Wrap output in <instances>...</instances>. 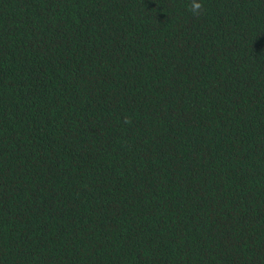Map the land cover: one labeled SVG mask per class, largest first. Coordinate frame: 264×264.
Returning a JSON list of instances; mask_svg holds the SVG:
<instances>
[{
  "label": "trees",
  "instance_id": "16d2710c",
  "mask_svg": "<svg viewBox=\"0 0 264 264\" xmlns=\"http://www.w3.org/2000/svg\"><path fill=\"white\" fill-rule=\"evenodd\" d=\"M0 264H264V0H0Z\"/></svg>",
  "mask_w": 264,
  "mask_h": 264
}]
</instances>
